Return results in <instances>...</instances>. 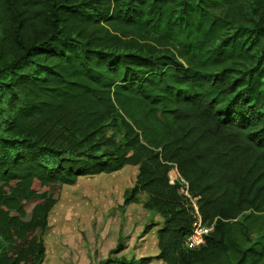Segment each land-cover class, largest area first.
I'll list each match as a JSON object with an SVG mask.
<instances>
[{
  "label": "trees",
  "instance_id": "16d2710c",
  "mask_svg": "<svg viewBox=\"0 0 264 264\" xmlns=\"http://www.w3.org/2000/svg\"><path fill=\"white\" fill-rule=\"evenodd\" d=\"M246 1L254 28L228 32ZM0 29V90L25 101L0 132V264H43L63 186L129 165L126 202L165 220L157 259L264 264V66L236 67L264 0H0ZM174 165L214 226L197 250Z\"/></svg>",
  "mask_w": 264,
  "mask_h": 264
},
{
  "label": "rangeland",
  "instance_id": "374dc122",
  "mask_svg": "<svg viewBox=\"0 0 264 264\" xmlns=\"http://www.w3.org/2000/svg\"><path fill=\"white\" fill-rule=\"evenodd\" d=\"M243 5V15L231 23L228 32L254 28L252 5L249 1ZM252 52V60L236 66L241 72L256 65L254 58H258L260 67L264 66V39L253 46ZM19 98L0 90L1 133L7 132V123L24 106V99ZM49 136V142L62 140ZM138 176L139 166L129 165L112 174L85 176L75 185L63 186L41 235L45 247L43 264H102L107 259L113 260L111 264H139L142 258L149 257L153 258L150 264H166L156 258L164 218L144 208L148 200L145 194L139 203L126 202Z\"/></svg>",
  "mask_w": 264,
  "mask_h": 264
},
{
  "label": "built area",
  "instance_id": "2783aa9c",
  "mask_svg": "<svg viewBox=\"0 0 264 264\" xmlns=\"http://www.w3.org/2000/svg\"><path fill=\"white\" fill-rule=\"evenodd\" d=\"M169 183L178 187L179 193L186 200L187 205H190L195 220L187 240V246L190 249L197 250L206 244V237L213 231L214 226L203 221L198 198L193 196L189 182L180 174L176 165L169 172Z\"/></svg>",
  "mask_w": 264,
  "mask_h": 264
}]
</instances>
